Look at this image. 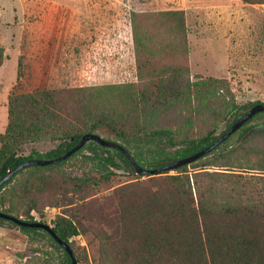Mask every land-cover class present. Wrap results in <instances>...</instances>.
Wrapping results in <instances>:
<instances>
[{
    "label": "trees",
    "instance_id": "16d2710c",
    "mask_svg": "<svg viewBox=\"0 0 264 264\" xmlns=\"http://www.w3.org/2000/svg\"><path fill=\"white\" fill-rule=\"evenodd\" d=\"M240 1L264 4V0ZM131 24L138 83L10 95L8 125L0 133V179L27 160L63 156L86 134L125 143L133 149L124 146L139 165L159 168L209 147L253 106L264 105L239 106L226 79H186L189 68L181 60L189 55L188 28L180 8L134 12ZM164 57L176 61L155 66V59ZM23 76L21 59L18 79ZM103 92L116 95L101 98ZM173 111L181 117L176 127L155 126L153 119ZM225 125L226 130L219 134ZM235 136L238 138L232 143ZM259 137H264V113L200 159L214 156L197 166H224L237 169L235 172L211 173L204 168L189 172V167L195 168L191 165L178 169L175 175L146 176V182L115 190L116 207L112 210L103 201L82 202L83 197L95 180L108 181L119 170L135 171L120 152L89 142L70 159L83 155L85 162L93 164L92 176L69 179L56 171L70 159L25 169L0 189V209L36 222L32 216L34 192L82 198L72 215L75 219L59 217L52 227L71 247L76 260L71 240L90 231L99 248V264H264V149L251 151ZM54 143L58 146L46 153L33 149L28 156L23 154L28 145ZM256 155L258 159H253ZM18 178L19 183L7 191ZM18 200L28 208L22 210ZM12 226L24 233L44 234L63 250L43 230ZM64 254L62 264H71L69 255Z\"/></svg>",
    "mask_w": 264,
    "mask_h": 264
},
{
    "label": "rangeland",
    "instance_id": "374dc122",
    "mask_svg": "<svg viewBox=\"0 0 264 264\" xmlns=\"http://www.w3.org/2000/svg\"><path fill=\"white\" fill-rule=\"evenodd\" d=\"M171 7L185 12L189 55L181 63L189 68L186 79L223 78L230 82L239 106L264 103V4L251 5L240 0H0V65L8 60L0 71V133L8 125V99L13 93L68 88L93 90L138 83L132 13ZM21 59L24 76L19 80ZM155 61V66L161 67L176 60L164 57ZM114 95L103 92L99 96ZM153 121L156 127H176L181 121L180 112L173 111ZM226 128L227 125L219 134ZM120 144L133 152L127 144ZM252 145L253 153L261 151L264 137L255 139ZM57 146L58 143L28 145L23 154L28 156L33 149L46 153ZM212 157L192 164L195 168L189 167L188 171L204 168L203 171L211 173H233L237 170L224 166L197 167ZM92 168L93 164L85 162L80 155L56 171L76 179L89 175ZM175 174L177 171L169 173ZM97 180L82 202L103 201L112 210L116 207L115 190L133 182H146L147 177L119 170L108 181ZM32 197L35 198L34 220L51 227L57 218L75 215L82 203L79 202L82 198L56 192H34ZM19 200L21 209L26 210V203ZM96 210L97 207L93 211ZM86 225L93 226L87 222ZM93 237L88 231L72 238L78 264H99V248ZM64 259V251L46 235L24 233L0 221V264H62Z\"/></svg>",
    "mask_w": 264,
    "mask_h": 264
},
{
    "label": "water",
    "instance_id": "95a60500",
    "mask_svg": "<svg viewBox=\"0 0 264 264\" xmlns=\"http://www.w3.org/2000/svg\"><path fill=\"white\" fill-rule=\"evenodd\" d=\"M260 113H264V105L258 104L253 106L247 113H245L241 118L235 121L232 124V126L228 130H226L219 137V139L209 147H206L205 149L199 151L194 155L173 161L171 163H168L162 167L155 169H148L139 165L137 161L134 159V157L130 154V152L122 144L114 141H108L103 137H100L95 134H86L79 140V142L72 149H70L67 153H65L63 156L57 159H52V160L31 159L21 163L15 169H13L3 178L0 179V189H2V187L11 179H13L19 172L25 169L31 167H46L67 161L68 159L72 158L76 153L81 151L89 142H96L98 145H100L103 148L112 149L120 152L130 162L134 171L142 177L145 176L155 177V176L164 175L172 171H177L178 169H181L183 167L190 166L193 163L199 161L200 159L206 157V155L215 151L218 147L224 144L229 138H231L235 133H237L246 123L251 121L257 114ZM0 219L5 220L10 225H17L21 228L40 229L45 231L69 255L71 259V264H78L71 247L65 241L61 240L57 236V234L54 232L53 228L50 225L41 222H28L25 221L24 219L5 214L1 210H0Z\"/></svg>",
    "mask_w": 264,
    "mask_h": 264
},
{
    "label": "crops",
    "instance_id": "0c3cea01",
    "mask_svg": "<svg viewBox=\"0 0 264 264\" xmlns=\"http://www.w3.org/2000/svg\"><path fill=\"white\" fill-rule=\"evenodd\" d=\"M8 60H6L4 63H2L1 65H0V71H1V69L5 66V63L7 62Z\"/></svg>",
    "mask_w": 264,
    "mask_h": 264
}]
</instances>
